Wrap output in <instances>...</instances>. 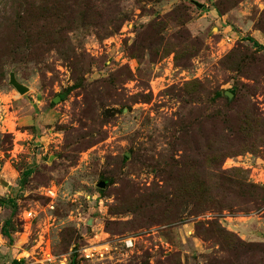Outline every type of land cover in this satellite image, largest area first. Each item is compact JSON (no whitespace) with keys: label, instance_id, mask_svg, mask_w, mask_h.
<instances>
[{"label":"rangeland","instance_id":"374dc122","mask_svg":"<svg viewBox=\"0 0 264 264\" xmlns=\"http://www.w3.org/2000/svg\"><path fill=\"white\" fill-rule=\"evenodd\" d=\"M0 224V264H264V0H0Z\"/></svg>","mask_w":264,"mask_h":264},{"label":"built area","instance_id":"2783aa9c","mask_svg":"<svg viewBox=\"0 0 264 264\" xmlns=\"http://www.w3.org/2000/svg\"><path fill=\"white\" fill-rule=\"evenodd\" d=\"M46 195L49 197H54V192L52 189H47L46 190ZM31 211H24L23 212V217H29L31 216ZM124 244L126 247L130 248L133 246V240L131 237H126L123 240ZM7 244H9L8 242V238L3 234L2 229H1V224H0V251L3 247H5ZM100 248H102L101 251H99V253H96L98 256H100L101 258H104L110 251L111 245L108 242H101L99 243ZM93 255V254H90ZM86 257V255H85ZM56 256L52 255L50 252H47L45 254V257L43 258L44 262H48V264H61V260L57 263L55 262L56 260Z\"/></svg>","mask_w":264,"mask_h":264},{"label":"water","instance_id":"95a60500","mask_svg":"<svg viewBox=\"0 0 264 264\" xmlns=\"http://www.w3.org/2000/svg\"><path fill=\"white\" fill-rule=\"evenodd\" d=\"M9 83L12 85L20 94H23L27 91V87L23 85L22 83L18 82L14 76L13 72L9 73ZM225 94L231 98L233 94L230 91H226ZM104 185V182H100L99 186L102 187Z\"/></svg>","mask_w":264,"mask_h":264},{"label":"trees","instance_id":"16d2710c","mask_svg":"<svg viewBox=\"0 0 264 264\" xmlns=\"http://www.w3.org/2000/svg\"><path fill=\"white\" fill-rule=\"evenodd\" d=\"M230 92L233 93L232 90H230ZM27 173H28V171H27ZM1 229H2L3 234L8 238V242L10 243V237H9V236L7 235V233L3 230V226H2V224H1ZM17 263H18L17 261H13V264H17Z\"/></svg>","mask_w":264,"mask_h":264},{"label":"crops","instance_id":"0c3cea01","mask_svg":"<svg viewBox=\"0 0 264 264\" xmlns=\"http://www.w3.org/2000/svg\"><path fill=\"white\" fill-rule=\"evenodd\" d=\"M26 117H28L27 115H23V116H20L19 119H26Z\"/></svg>","mask_w":264,"mask_h":264}]
</instances>
